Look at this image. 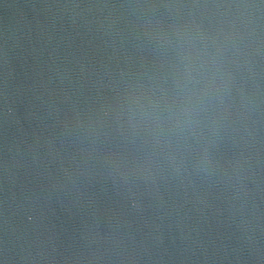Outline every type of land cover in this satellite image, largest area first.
Returning a JSON list of instances; mask_svg holds the SVG:
<instances>
[{
	"label": "water",
	"instance_id": "obj_1",
	"mask_svg": "<svg viewBox=\"0 0 264 264\" xmlns=\"http://www.w3.org/2000/svg\"><path fill=\"white\" fill-rule=\"evenodd\" d=\"M0 264H264V0H0Z\"/></svg>",
	"mask_w": 264,
	"mask_h": 264
}]
</instances>
